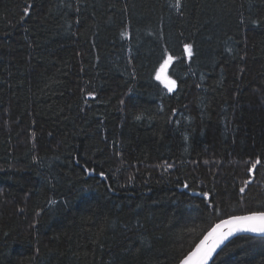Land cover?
Masks as SVG:
<instances>
[{"label": "trees", "instance_id": "obj_1", "mask_svg": "<svg viewBox=\"0 0 264 264\" xmlns=\"http://www.w3.org/2000/svg\"><path fill=\"white\" fill-rule=\"evenodd\" d=\"M176 2L0 0V264H177L264 211V0Z\"/></svg>", "mask_w": 264, "mask_h": 264}, {"label": "snow or ice", "instance_id": "obj_2", "mask_svg": "<svg viewBox=\"0 0 264 264\" xmlns=\"http://www.w3.org/2000/svg\"><path fill=\"white\" fill-rule=\"evenodd\" d=\"M180 0H177L174 7L180 8ZM30 5H25L23 8V15L27 16L30 14ZM244 23L242 19L240 21ZM251 23L259 25L260 20H251ZM184 52L187 53L190 58L193 54L192 45L184 44ZM174 57L168 54L167 51L162 56V62L155 69V80L159 81L164 85L168 92H172L176 87V80L171 79L168 75V70L170 65L173 64ZM123 104L124 101L122 100ZM136 119H141V116L137 115ZM250 167L247 169L249 178L244 181L245 186L253 183V173L257 170V166L261 164V158L257 157L254 162L249 161ZM85 171L91 172L92 169L85 168ZM101 176L104 175L103 172L100 173ZM186 186V185H185ZM240 192H245V187L240 188ZM204 197L208 196V193H202ZM51 203H55L52 201ZM238 232L256 233L264 236V211H254L247 215H233L228 219H221L219 223L215 224L195 245V247L189 251L183 258L179 261V264H208L209 259L212 257L216 249L230 236Z\"/></svg>", "mask_w": 264, "mask_h": 264}, {"label": "water", "instance_id": "obj_3", "mask_svg": "<svg viewBox=\"0 0 264 264\" xmlns=\"http://www.w3.org/2000/svg\"><path fill=\"white\" fill-rule=\"evenodd\" d=\"M250 213H251V212H250ZM247 214H249V213L239 214V215H237V216H240V215H247ZM232 216H233V215H232ZM229 217H230V216H229ZM229 217H226V218H223V219H228ZM219 222H220V220H219L218 222H216L215 224H217V223H219ZM215 224H214V225H215ZM214 225H213V226H214ZM213 226H212V227H213ZM212 227H211V228H212ZM211 228H210V229H211ZM210 229H209V230H210ZM209 230H208V231H209ZM208 231H207V232H208ZM207 232H206V233H207ZM206 233H205V234H206ZM205 234H204V235H205ZM204 235H203V236H204ZM240 235H249V236H255V237H264V236H262V235H260V234H256V233H247V232H238V233H234L232 236L228 237V238H227V239H226V240H225V241H224V242H223V243H222V244L216 249V251L213 253L212 257L209 259L208 264H211V263H212V261H213L214 258L217 256V254H218V253H219V252H220V251H221V250H222V249H223V248H224V247H225V246H226V245H227L232 239H234V238H236V237H238V236H240ZM203 236H202V238H203ZM202 238H201V239H202ZM201 239H200V240H201ZM200 240H199V241H200ZM199 241H198L197 243H199ZM197 243H196V244H197ZM196 244H195V245H196ZM194 247H195V246H194ZM194 247H193V248H194ZM193 248H192V249H193ZM192 249H191V250H192ZM191 250H190V251H191ZM178 264H179V262H178Z\"/></svg>", "mask_w": 264, "mask_h": 264}, {"label": "bare ground", "instance_id": "obj_4", "mask_svg": "<svg viewBox=\"0 0 264 264\" xmlns=\"http://www.w3.org/2000/svg\"><path fill=\"white\" fill-rule=\"evenodd\" d=\"M178 264V263H177Z\"/></svg>", "mask_w": 264, "mask_h": 264}]
</instances>
